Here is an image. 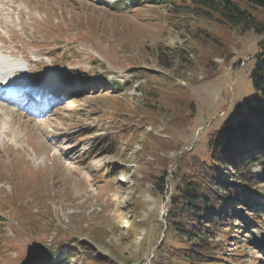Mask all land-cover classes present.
Returning a JSON list of instances; mask_svg holds the SVG:
<instances>
[{"label":"rangeland","instance_id":"374dc122","mask_svg":"<svg viewBox=\"0 0 264 264\" xmlns=\"http://www.w3.org/2000/svg\"><path fill=\"white\" fill-rule=\"evenodd\" d=\"M115 1L0 0V76L42 89L62 78L43 100L0 96L11 112L0 114V264L57 259L62 246L67 258L51 264H150L171 242L180 159L204 155L210 133L254 95L264 31L233 30L228 57L211 55L198 38L213 33L202 15L169 0ZM182 86L192 101L178 114L188 120L173 128L177 114L157 101ZM151 173H167L162 189L145 180ZM236 231L215 235L226 243L221 264H264V219Z\"/></svg>","mask_w":264,"mask_h":264},{"label":"trees","instance_id":"16d2710c","mask_svg":"<svg viewBox=\"0 0 264 264\" xmlns=\"http://www.w3.org/2000/svg\"><path fill=\"white\" fill-rule=\"evenodd\" d=\"M127 1L130 0H116L114 4ZM169 1L180 9L202 15L212 25L213 33L201 30L203 35L197 36L201 39V48L211 55L228 57L224 37L233 30L264 31V0ZM197 30L195 36L199 28ZM258 45L260 50L253 56L250 70L254 95L245 97L242 109L232 113L210 133L204 155L189 154L187 161L184 157L180 159L182 173L170 196L168 215L172 219L165 230V234L170 233L171 242L163 239L159 243L150 264H221L226 243L215 241V235L220 232L230 236L231 230L249 229L264 219V204L259 201L264 202V189H258L264 181V39ZM120 87V83L114 81L110 89ZM170 98L166 104L164 100L157 102L167 112L178 115L168 118L169 126L183 127L188 118H181L178 112L189 106L190 92L182 86L179 95ZM149 134L153 136L152 131ZM254 165L260 166V172L253 170ZM166 176L167 173L160 176L151 173L145 175V180L162 189ZM255 195L258 199L253 198ZM255 206H260L261 210ZM57 249L55 253L62 252L59 258H55L54 252H48L47 260L38 264L65 260L67 257L63 254L68 248Z\"/></svg>","mask_w":264,"mask_h":264},{"label":"bare ground","instance_id":"6f19581e","mask_svg":"<svg viewBox=\"0 0 264 264\" xmlns=\"http://www.w3.org/2000/svg\"><path fill=\"white\" fill-rule=\"evenodd\" d=\"M61 79L62 78L58 77V76H49L45 83L46 84H51V83H54V82L57 83ZM66 82L67 81H65V84H67ZM0 85L3 88L2 90H4L2 92V95L4 96L5 93L7 94V97H3V99H5L7 102H11V101H16L17 102L18 99H20L21 97L24 96V92L23 91L29 90V88L32 89V90H35V89H38V88H42V87H38L37 85H31V84L17 86V85H14L13 83H10L8 81L0 83ZM8 112L11 113L7 106L0 105V114L4 115L6 117V119H7V116H8L7 115ZM8 118H10V117H8Z\"/></svg>","mask_w":264,"mask_h":264}]
</instances>
